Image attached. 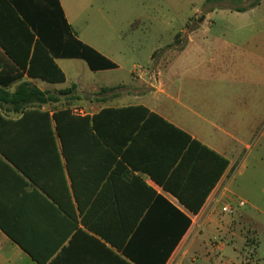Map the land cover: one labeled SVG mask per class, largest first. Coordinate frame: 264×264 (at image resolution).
Returning <instances> with one entry per match:
<instances>
[{
  "label": "crops",
  "instance_id": "0c3cea01",
  "mask_svg": "<svg viewBox=\"0 0 264 264\" xmlns=\"http://www.w3.org/2000/svg\"><path fill=\"white\" fill-rule=\"evenodd\" d=\"M59 1L74 36L117 67L93 71L83 59L56 58L66 82L29 77L9 53L28 51L20 7H46L49 0H0V91L13 93L24 82L60 90L68 82L66 61H84L96 73L124 70L127 80L98 83L101 94L73 113L89 117L91 126L99 118L109 144L94 128L76 129L63 142L53 120L59 109L51 104L42 106L48 122L32 113L25 128H0L12 137L10 160L0 153V264H177L185 249L191 264H222L215 251L227 245L211 241L223 227L219 205L231 196L246 139L264 119V48L251 42L260 34L178 35L174 48L154 51L150 68L128 71L82 40ZM0 115L22 118L11 106ZM204 195L197 214L180 201ZM253 209L235 216L256 233L254 258L264 264V207ZM198 248L205 254L197 260ZM234 249V262L244 264Z\"/></svg>",
  "mask_w": 264,
  "mask_h": 264
},
{
  "label": "rangeland",
  "instance_id": "374dc122",
  "mask_svg": "<svg viewBox=\"0 0 264 264\" xmlns=\"http://www.w3.org/2000/svg\"><path fill=\"white\" fill-rule=\"evenodd\" d=\"M244 1L247 4L251 0ZM63 3L73 28L82 40L112 56L128 71L133 65L137 71L150 68V58L155 50L160 53L174 48L181 41L179 37L194 31L214 35L256 33L260 35L251 41L253 46L264 48V6L255 7L253 12H237L238 5L230 0H63ZM62 66L68 75V82L60 90L74 83L78 84V88L73 93L74 99H63L60 104L50 106L56 109H85L92 96L101 94L94 91L101 90L100 85H107L116 78L127 80L124 70L112 74L96 73L84 61H66ZM60 90L54 89L52 92L58 93ZM229 188L231 196L227 194L220 202L221 211L228 204H233L235 211L241 209L249 214L256 213L254 204L264 207V119L258 121L252 135L246 139ZM240 199L247 204L238 208ZM235 211L231 214L222 211L218 218L223 226L222 231L211 241L212 244L221 242L227 245V249L224 253L215 251L219 255L217 262L226 264L227 259L231 258L232 264H236V248L241 251L244 264H256L253 254L256 233L249 222H242L240 217L235 216ZM261 242L264 249V240ZM185 250L177 264H191ZM196 251L194 258L197 260L205 254L202 248Z\"/></svg>",
  "mask_w": 264,
  "mask_h": 264
},
{
  "label": "trees",
  "instance_id": "16d2710c",
  "mask_svg": "<svg viewBox=\"0 0 264 264\" xmlns=\"http://www.w3.org/2000/svg\"><path fill=\"white\" fill-rule=\"evenodd\" d=\"M230 1L235 5H238L235 10L237 12L252 10L261 3V0H251L247 4H245L246 2L244 0ZM48 3L49 4H46V7H20V12L22 13L21 16L24 18V20L20 18V21L29 33L28 51L24 56L15 55L11 51H9V53L11 58H13V60L17 62L25 72H27L29 77L40 78L49 83L66 82V74L55 62L56 58L83 59L93 71L117 67L115 63L106 59V57L101 55L94 48L86 45L74 36L72 27L65 18L59 0H49ZM242 4L245 5L241 6ZM77 88V85L73 84L71 87L60 90L58 93H51L40 90L32 83L24 82L20 84L13 93L5 90L0 91V108L11 106L15 112L22 114V118L18 121L7 120L0 115V128H25V125L29 120V114L32 113L40 114L48 122L50 120L49 114L48 112L42 111V106L47 104H60L63 99H74L73 93ZM109 90L113 89L104 88L102 93H106ZM114 111H123V109H105L102 113L105 114ZM97 119L99 118H93L94 126H91V119L89 117H75L69 107L61 108L53 114L56 129L63 142L72 138L76 129L83 131L88 129L90 131L94 128L100 138L105 143L109 144L107 136L102 133L101 127L99 128L97 124ZM11 138L10 135H0V153L7 160H10V155L6 148L11 144ZM206 196L207 195H204L201 200L194 198L188 201L180 197V201L192 213L197 214L204 204Z\"/></svg>",
  "mask_w": 264,
  "mask_h": 264
},
{
  "label": "built area",
  "instance_id": "2783aa9c",
  "mask_svg": "<svg viewBox=\"0 0 264 264\" xmlns=\"http://www.w3.org/2000/svg\"><path fill=\"white\" fill-rule=\"evenodd\" d=\"M72 112L75 114V115H80L83 113V109H78V108H75V109H72ZM245 206V202L244 201H239L238 204H237V207L238 208H241V207H244ZM222 211L226 214H231L235 211V207L231 204H228L226 206H224L222 208Z\"/></svg>",
  "mask_w": 264,
  "mask_h": 264
}]
</instances>
